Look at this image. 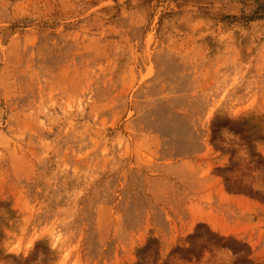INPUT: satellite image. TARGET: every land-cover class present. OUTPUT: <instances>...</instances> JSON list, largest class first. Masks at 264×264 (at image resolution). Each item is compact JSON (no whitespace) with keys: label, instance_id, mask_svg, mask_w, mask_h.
I'll return each mask as SVG.
<instances>
[{"label":"rangeland","instance_id":"374dc122","mask_svg":"<svg viewBox=\"0 0 264 264\" xmlns=\"http://www.w3.org/2000/svg\"><path fill=\"white\" fill-rule=\"evenodd\" d=\"M0 264H264V0H0Z\"/></svg>","mask_w":264,"mask_h":264}]
</instances>
